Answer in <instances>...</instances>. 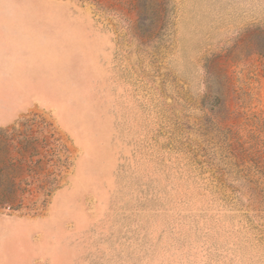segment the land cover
<instances>
[{"label":"rangeland","instance_id":"374dc122","mask_svg":"<svg viewBox=\"0 0 264 264\" xmlns=\"http://www.w3.org/2000/svg\"><path fill=\"white\" fill-rule=\"evenodd\" d=\"M262 32L264 0H0V264H264Z\"/></svg>","mask_w":264,"mask_h":264},{"label":"trees","instance_id":"16d2710c","mask_svg":"<svg viewBox=\"0 0 264 264\" xmlns=\"http://www.w3.org/2000/svg\"><path fill=\"white\" fill-rule=\"evenodd\" d=\"M260 36L264 38V32L260 33ZM260 134L261 135L263 134L262 130L260 131ZM258 147H259L260 155L264 157V138L259 140Z\"/></svg>","mask_w":264,"mask_h":264}]
</instances>
